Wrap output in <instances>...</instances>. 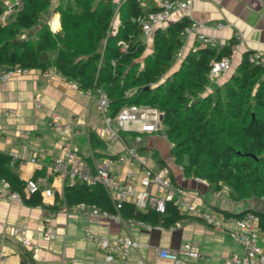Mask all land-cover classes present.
Returning <instances> with one entry per match:
<instances>
[{"label":"trees","instance_id":"16d2710c","mask_svg":"<svg viewBox=\"0 0 264 264\" xmlns=\"http://www.w3.org/2000/svg\"><path fill=\"white\" fill-rule=\"evenodd\" d=\"M13 8L3 23L6 5L0 0V67L19 65L41 72L52 69L77 82L80 89L93 93L102 89L109 97L111 116L129 104L156 107L162 112V130L171 144L170 154L182 165L185 175L205 180L213 191L225 186L233 200L264 199V64L260 55L243 51L223 87L203 94L211 82L212 62L231 56L234 37L219 49L197 42L177 69L159 82L183 45L181 31L188 19L156 27L151 52L140 66L145 43L140 39L138 21L144 10L138 0L120 1L116 10L119 24L113 34L115 8L111 0H59L56 5L52 0H20ZM49 8L58 12L57 31L42 20ZM52 25L55 27V22ZM34 27L33 38L23 36ZM89 139L103 142L93 131ZM10 159L11 155L0 153V179L23 203L43 204L39 191L25 193V182L16 165H9ZM62 193V199L55 194L54 207L84 202L123 220L149 226L169 228L188 216L173 200H165L162 210L151 205L138 208L128 200L116 208L107 189L98 182L75 179L72 184L64 183ZM247 212L257 217L258 227L264 230L262 210L222 211L235 217Z\"/></svg>","mask_w":264,"mask_h":264},{"label":"crops","instance_id":"0c3cea01","mask_svg":"<svg viewBox=\"0 0 264 264\" xmlns=\"http://www.w3.org/2000/svg\"><path fill=\"white\" fill-rule=\"evenodd\" d=\"M120 1L111 0L115 8L111 34L119 24L116 10ZM153 7L155 6L150 1H145L142 5L144 12ZM181 18L203 22L206 25L203 31L217 38V49L226 45L234 35L239 37L238 46L230 57L228 72L211 79L207 88L209 92L214 93L229 80L243 51H254L261 56L264 64V4L261 0H189L185 7L173 10L164 23L154 26L147 39L142 35L140 39L144 43L147 41L149 49H152L154 29ZM54 22L55 27L52 25ZM48 24L53 31L59 30L58 12L50 14ZM182 39L180 58L198 45L193 34ZM179 63L180 61L177 64ZM35 99L39 101L37 106L34 104ZM3 109L15 110L19 116H4L0 113V153L16 157L14 165L19 177L24 182L28 178L36 181L43 202L28 205L21 198H13L9 186H5L0 179V251L7 256L10 264H137L140 259H143L144 264H169L170 260L159 257L157 249H179L183 243L195 245L204 255L202 261H189L187 264H223L224 259L232 251H240V247L226 231L206 224L195 212L188 210L187 206L193 204L198 211L220 214H223V210L233 214L246 209L264 211V199L233 200L229 197L227 188L217 190L220 194L216 196V191L205 180L185 175L179 169V164L174 162L170 154L171 144L167 139L158 134L141 133L140 140L135 142V134L125 131L123 136L126 142L136 144L138 155L151 167L170 168L173 183L183 187L185 191L182 198L184 205L178 207L188 215L187 218L179 226L170 229L134 220H115L78 211L65 212L61 209L62 205L54 207L53 203L55 194L63 191L67 180L52 174L47 163L61 155L62 146L67 144L77 148L89 166L94 168L105 157L121 153L123 144L118 140L103 141L101 144L90 141L91 125L100 122L95 99L73 91L67 79L56 72L46 78L38 69H28L22 75L0 81V110ZM55 115L61 116L62 123L74 124L77 132L63 134L59 127L48 126V120ZM132 126L137 127V124ZM31 157H35L36 162L30 161ZM128 171L131 176H127ZM111 176L115 181L127 176L136 189L144 188L140 182L142 170L138 160L113 163ZM44 188H51L54 196L45 197L42 194ZM147 189L155 193L153 186L149 185ZM24 191L28 194L25 187ZM45 213L51 214L54 229V235L49 240L42 235ZM21 226L25 227L28 245L21 242L19 235L12 233L14 227ZM88 233L131 237L139 243V247L129 248L127 257H115L107 262L96 243L87 238ZM258 242L264 244V239L259 237Z\"/></svg>","mask_w":264,"mask_h":264},{"label":"built area","instance_id":"2783aa9c","mask_svg":"<svg viewBox=\"0 0 264 264\" xmlns=\"http://www.w3.org/2000/svg\"><path fill=\"white\" fill-rule=\"evenodd\" d=\"M142 6L145 1H150L156 7L155 10L144 12L142 17L138 19L141 26V35L144 39L150 36L154 26L164 23L173 10L185 7L189 0H138ZM264 4V0H261ZM220 25V24H219ZM50 26V25H49ZM205 24L196 20H189L181 31V36L185 37L193 34L196 41L202 45L216 46L218 40L216 37L206 34L203 29ZM51 29V27H50ZM52 30V29H51ZM53 31V30H52ZM235 43L231 44V55L238 46V36H233ZM181 56V49L177 52L176 57ZM231 57V56H230ZM230 57L222 56L212 62L209 77L211 79L224 75L230 68ZM262 61V60H261ZM28 69H23L19 65L2 66L0 67V81H6L13 76L22 75ZM52 69L41 72L42 76L49 78L53 75ZM69 87L81 95L93 96L95 99L96 111L100 117V122L91 125L94 134L103 141L118 140L123 144V151L114 156L105 157L99 163L91 168L86 162L83 155L77 148L70 147L67 144L62 146V154L50 160L48 168L54 175L61 176L67 180V183L72 184L75 179L84 181L89 184L100 183L108 191L114 206L119 207L123 200L134 202L138 208H144L151 205L158 210L163 209L165 200H173L177 206L184 205L183 187L174 184L171 179L170 168L161 166L157 169L151 167L144 158L138 155L136 144H128L121 132H133L134 141L140 140L141 133L158 134L161 138L167 139L165 132L162 130V112L152 106L129 104L124 106L115 116L109 114V97L102 89H97L96 93L91 90L80 89L77 82L67 80ZM34 104H39L38 99H35ZM0 113L4 116L13 114L19 116L15 110L3 109ZM136 123L137 127L132 124ZM47 125L50 127L60 128L63 134L76 133L77 128L72 123H62L61 116L55 115L48 120ZM138 160L142 176L140 179L143 189H136L127 179L131 176L128 171L127 176L119 181H115L111 176V166L113 163H124L130 160ZM30 161L36 162L35 157H31ZM23 162V161H22ZM16 163V157L11 156L10 165ZM179 169L183 170L182 165ZM5 186L7 182L3 181ZM154 187L155 193L149 191L147 187ZM25 190L27 193H33L40 190L36 181L28 178L25 181ZM157 193H161L158 195ZM42 194L45 197H53L54 191L51 188H44ZM219 191L215 195H219ZM11 196L20 200L19 195L15 191H11ZM62 199V192L58 194ZM61 209L65 212L78 211L82 213H90L102 215L106 218L115 220L121 219L118 215L113 214L99 206L87 205L84 202L77 203L68 207L62 203ZM187 209L195 212L206 224L217 229L226 231L231 239L240 247V251H232L225 259L223 264H264V244L258 242L259 237L264 239V230L257 225V217L252 212H247L243 216L235 217L220 213H211L206 211L196 210L193 204L187 206ZM183 220V219H182ZM182 220L176 222L170 229L179 226ZM137 223H140L134 220ZM42 235L43 238L49 240L54 235L51 214L45 213L42 220ZM162 228L161 226H157ZM14 235H19L21 242L25 245L29 244V240L25 236V227H14L12 230ZM87 238L92 239L97 247L102 251L104 260L109 262L115 257H127L129 248L139 247V243L131 237L116 236L109 237L106 235H98L88 233ZM159 257L170 260L169 264H187L189 261H202L204 255L191 243H183L179 249L168 247H160L157 249ZM0 264H10L7 261V256L0 251ZM137 264H144L143 259L137 260Z\"/></svg>","mask_w":264,"mask_h":264},{"label":"rangeland","instance_id":"374dc122","mask_svg":"<svg viewBox=\"0 0 264 264\" xmlns=\"http://www.w3.org/2000/svg\"><path fill=\"white\" fill-rule=\"evenodd\" d=\"M58 1L59 0H52V3H53V5H56L57 3H58ZM4 2H5V5H6V10H5V12H4V15L1 17V21L4 23L5 22V19H6V17L12 12V11H14V8H13V4H17V5H19L20 4V0H4ZM112 5H113V3H112ZM52 12H54V11H52L50 8L42 15V20L43 21H48V19H49V17H50V14H52ZM113 19V18H112ZM112 22V21H111ZM35 27L34 28H31L30 30H28L25 34H23V36H31L32 38H33V33H34V31H35ZM150 47H149V43L146 41L145 42V52H144V55L143 56H141L140 58H139V63H140V66L142 65V60H143V58H144V56L145 55H147L148 53H150L149 52V50H151V49H149ZM149 49V50H148ZM181 60V58L180 57H176L175 58V60L173 61V63H172V65H171V67H170V70L168 71V72H166L165 74H163L161 77H160V79L158 80L159 82H162L172 71H173V67H177V63H178V61H180ZM179 66V65H178ZM205 93H209V91L206 89L205 90V92L203 93V94H205ZM124 133H126V132H124ZM223 188H226L225 186L223 187Z\"/></svg>","mask_w":264,"mask_h":264}]
</instances>
